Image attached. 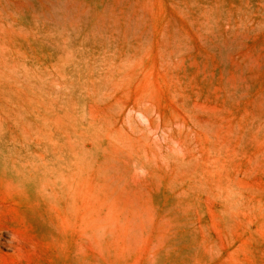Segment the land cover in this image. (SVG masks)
<instances>
[{
    "label": "rangeland",
    "instance_id": "374dc122",
    "mask_svg": "<svg viewBox=\"0 0 264 264\" xmlns=\"http://www.w3.org/2000/svg\"><path fill=\"white\" fill-rule=\"evenodd\" d=\"M0 264H264V0H0Z\"/></svg>",
    "mask_w": 264,
    "mask_h": 264
},
{
    "label": "bare ground",
    "instance_id": "6f19581e",
    "mask_svg": "<svg viewBox=\"0 0 264 264\" xmlns=\"http://www.w3.org/2000/svg\"><path fill=\"white\" fill-rule=\"evenodd\" d=\"M36 160H41V157L38 156ZM46 183L44 184V189H51L53 188V185H54V179L51 175H47V178H46Z\"/></svg>",
    "mask_w": 264,
    "mask_h": 264
}]
</instances>
